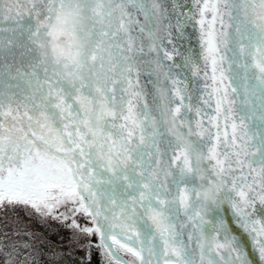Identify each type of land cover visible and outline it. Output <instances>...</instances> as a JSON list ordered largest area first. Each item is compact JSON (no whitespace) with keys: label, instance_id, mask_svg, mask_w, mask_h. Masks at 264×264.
Returning <instances> with one entry per match:
<instances>
[{"label":"snow or ice","instance_id":"6c2138e0","mask_svg":"<svg viewBox=\"0 0 264 264\" xmlns=\"http://www.w3.org/2000/svg\"><path fill=\"white\" fill-rule=\"evenodd\" d=\"M76 248L264 264V0H0V264Z\"/></svg>","mask_w":264,"mask_h":264},{"label":"trees","instance_id":"16d2710c","mask_svg":"<svg viewBox=\"0 0 264 264\" xmlns=\"http://www.w3.org/2000/svg\"><path fill=\"white\" fill-rule=\"evenodd\" d=\"M38 226H40L41 229L44 230V226H42V225H38ZM38 226H37V227H38ZM38 229H39V228H38ZM47 231L50 232L51 234L54 233L55 236L58 237V239L60 238V239H62L63 241L60 240L61 243H57V242H56L57 239H56V240H53V239H52L53 237H49L50 240L52 239V241H53L55 244H59V245H61L62 247L66 248V249L68 248V241H69V239H70V236H67V235H69V232L67 231V229H66V230H65L64 228H63V229H58V227H57L55 224H53V225H51L50 228H48ZM52 232H53V233H52ZM57 233H59L60 236L57 235ZM81 256H82V255H79L78 252H77L76 249H75V252H74V253L72 254V256L70 257L71 264H75V263L80 264V257H81ZM92 264H101L100 256H99L98 253H94V254H93Z\"/></svg>","mask_w":264,"mask_h":264},{"label":"rangeland","instance_id":"374dc122","mask_svg":"<svg viewBox=\"0 0 264 264\" xmlns=\"http://www.w3.org/2000/svg\"><path fill=\"white\" fill-rule=\"evenodd\" d=\"M38 226V225H37ZM57 227H58V229H63L64 227H61V226H59V225H56ZM51 227V226H50ZM49 227V228H50ZM37 228H39L38 230H42L41 229V227L40 226H38ZM65 230H66V228H64ZM68 231V230H67ZM69 232V231H68ZM53 233V232H52ZM48 235H49V237H53L52 239L53 240H56L57 239V243H61V241H63L62 239H58V237L57 236H55V234L53 233V234H51L50 232H48ZM57 235H59L60 236V234L59 233H57ZM67 236H70V233H69V235H67ZM51 239V240H52ZM61 240V241H60ZM77 250H78V252L80 251V250H83V249H80V248H76ZM84 251V250H83ZM84 254H85V252H84Z\"/></svg>","mask_w":264,"mask_h":264},{"label":"bare ground","instance_id":"6f19581e","mask_svg":"<svg viewBox=\"0 0 264 264\" xmlns=\"http://www.w3.org/2000/svg\"><path fill=\"white\" fill-rule=\"evenodd\" d=\"M78 254H79V255H82V256L85 255L83 250H80V251L78 252ZM75 264H77V263H75Z\"/></svg>","mask_w":264,"mask_h":264},{"label":"flooded vegetation","instance_id":"af4514ba","mask_svg":"<svg viewBox=\"0 0 264 264\" xmlns=\"http://www.w3.org/2000/svg\"><path fill=\"white\" fill-rule=\"evenodd\" d=\"M76 251L78 252V250L76 249Z\"/></svg>","mask_w":264,"mask_h":264}]
</instances>
